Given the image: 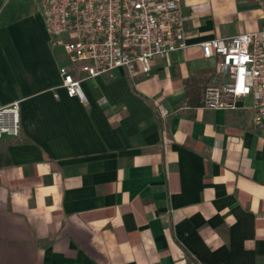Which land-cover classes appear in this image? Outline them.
Instances as JSON below:
<instances>
[{"label":"crops","instance_id":"obj_1","mask_svg":"<svg viewBox=\"0 0 264 264\" xmlns=\"http://www.w3.org/2000/svg\"><path fill=\"white\" fill-rule=\"evenodd\" d=\"M260 1L182 0L187 48L130 79L85 78L40 0H0V107L20 101L19 136L0 139V264H264V138L250 99L203 108L218 58L198 48L260 30Z\"/></svg>","mask_w":264,"mask_h":264},{"label":"built area","instance_id":"obj_2","mask_svg":"<svg viewBox=\"0 0 264 264\" xmlns=\"http://www.w3.org/2000/svg\"><path fill=\"white\" fill-rule=\"evenodd\" d=\"M52 48L59 47L85 78L123 70L128 78L147 73L155 58L187 48L182 0H40ZM264 20V0L259 2ZM203 58L217 57V77L203 92L206 110H235L250 99L253 127L264 138V25L254 32L198 45ZM60 87L86 103L82 79L59 68ZM160 117L166 116L159 111ZM20 133V101L0 107V139Z\"/></svg>","mask_w":264,"mask_h":264}]
</instances>
